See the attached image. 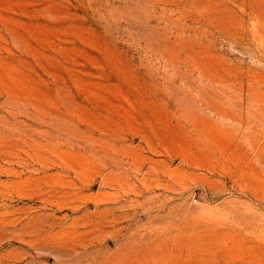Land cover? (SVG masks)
<instances>
[{
  "label": "rangeland",
  "instance_id": "1",
  "mask_svg": "<svg viewBox=\"0 0 264 264\" xmlns=\"http://www.w3.org/2000/svg\"><path fill=\"white\" fill-rule=\"evenodd\" d=\"M0 264H264V0H0Z\"/></svg>",
  "mask_w": 264,
  "mask_h": 264
}]
</instances>
